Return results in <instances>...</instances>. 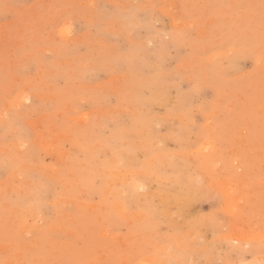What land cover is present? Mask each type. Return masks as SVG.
Instances as JSON below:
<instances>
[{"label":"rangeland","instance_id":"1","mask_svg":"<svg viewBox=\"0 0 264 264\" xmlns=\"http://www.w3.org/2000/svg\"><path fill=\"white\" fill-rule=\"evenodd\" d=\"M80 263L264 264V0H0V264Z\"/></svg>","mask_w":264,"mask_h":264},{"label":"bare ground","instance_id":"2","mask_svg":"<svg viewBox=\"0 0 264 264\" xmlns=\"http://www.w3.org/2000/svg\"><path fill=\"white\" fill-rule=\"evenodd\" d=\"M222 29H223V28H222ZM234 45H235V44H234ZM254 50H255V49H254ZM245 51H246V50H245ZM251 51H252V50H251ZM242 55H243V54H242ZM227 57H228V55H227ZM225 64H226V63H225ZM227 66H228V65H227ZM224 75H225V74H224ZM262 75H263V74H262ZM250 83H251V82H250ZM252 90H253V89H252ZM226 105H227V104H226ZM224 109H225V108H224ZM87 120H88V119H87ZM97 123H98V122H97ZM94 124H95V123H94ZM97 125H98V124H97ZM63 127H64V126H63ZM92 128H93V127H92ZM59 129H60V128H59ZM103 129H104V128H103ZM56 130H57V129H56ZM56 130H55V131H56ZM99 130H100V129H99ZM96 131H97V130H96ZM99 132H100V131H99ZM71 135H72V134H71ZM88 135H89V134H88ZM48 136H49V134H48ZM68 136H69V135H68ZM41 137H43V136H41ZM70 138H71V137H70ZM79 138H80V137H79ZM65 140H66V139H65ZM88 140H89V139H88ZM62 141H63V140H62ZM63 142H64V141H63ZM80 142H81V141H80ZM100 145H101V144H100ZM111 145H112V143H111ZM89 147H90V146H89ZM95 147H96V146H95ZM93 148H94V147H93ZM205 148H206V147H205ZM96 149H97V148H96ZM36 150H37V149H36ZM85 152H86V151H85ZM70 153H71V152H70ZM73 154H74V151H73ZM73 154H72V155H73ZM98 154H99V153H98ZM33 155H34V154H33ZM116 155H117V153H116ZM92 156H93V155H92ZM107 156H108V155H107ZM84 157H85V156H84ZM93 157H94V156H93ZM87 159H88V158H87ZM75 160H76V159H75ZM75 160H73V161H75ZM67 161H68V160H67ZM91 161H92V160H91ZM234 161H235V160H234ZM5 164H6V163H5ZM57 165H58V164H57ZM85 165H86V164H85ZM107 165H108V164H107ZM182 165H183V164H182ZM85 167H87V166H85ZM56 168H57V167H56ZM116 169H117V168H116ZM183 169H184V168H183ZM80 170H81V169H80ZM91 170H92V169H91ZM65 171H66V170H65ZM89 171H90V170H89ZM165 171H166V170H165ZM173 171H175V170H173ZM197 171H198V170H197ZM113 172H114L113 170H112V171H110V170H106V171L103 172V174H102V176H101V177H103V180H101V181H104L103 183H105V185L103 186V188H105V186H107L106 183H107V179L110 180L109 177H112V178L115 177L114 179H116V184H117V177L114 175ZM116 172H119V171H116ZM171 172H172V171H171ZM70 173H71V172H70ZM88 173H89V172H87V174H88ZM178 173H179V172H178ZM58 174H59V173H58ZM76 174H77V173H76ZM171 174H172V173H171ZM171 174H170V176H171ZM173 174H174V173H173ZM31 175H32V174H31ZM93 175H94V174H93ZM93 175H92V176H93ZM95 175H96V174H95ZM95 175H94V176H95ZM120 175H121V174H120ZM88 176H89V175H88ZM99 176H100V175H99ZM99 176H97V177H99ZM178 176H179V175H178ZM119 177H120V176H119ZM135 177H136V176H135ZM180 177H181V176H180ZM180 177H179V178H180ZM64 178H65V177H64ZM73 178H74V177H73ZM83 178H84V177H83ZM87 178H88V177H87ZM87 178H86V179H87ZM89 178H90V177H89ZM112 178H111V179H112ZM169 178H170V177H169ZM177 178H178V177H177ZM183 178H185V177H183ZM70 179H71V178H70ZM95 179H96V178H95ZM120 179H121V178H120ZM37 180H38V179H37ZM39 180H40V179H39ZM44 180H45V179H44ZM9 181H10V180H9ZM64 181H65V180H64ZM88 181H89V180H88ZM88 181H87V182H88ZM101 181H100V182H101ZM175 181H176V180H175ZM78 182H79V181H78ZM87 182H86V183H87ZM93 182H94V181H93ZM93 182H92V184H93ZM100 182H99V183H100ZM140 182H141V181H140ZM170 182H171V181H170ZM40 183H41V182H40ZM45 183H46V182H45ZM60 183H61V182H60ZM80 183H82L81 180H80ZM86 183H85V184H86ZM103 183H101V184H103ZM124 183H125V185H127V184L129 183V180H127V181H126V180H123L119 185H122V186H123ZM182 183H184V182H182ZM185 183H186V182H185ZM230 183H231V182H230ZM230 183L226 182L225 185H224L223 182L221 183V184H222V187L225 186V187H224V188H225V191H224L225 193L228 192V189L230 188V187H229V184H230ZM87 184H88V183H87ZM179 184H180V182H179ZM81 185H83V184H81ZM93 185H94V184H93ZM119 185H118V187H120ZM191 185H192V184H191ZM219 185H220V184H219ZM223 185H224V186H223ZM23 186H24V185H23ZM53 186H54V185H53ZM53 186H52V187H53ZM91 186H92V185H91ZM172 186H173V185H172ZM176 186H177V185H176ZM21 187H22V186H21ZM108 187H109V186H108ZM127 187H128V186H127ZM75 188H77V186H76ZM80 188H81V187H80ZM128 188H129V187H128ZM162 188H163V187H162ZM174 188H175V187H174ZM176 188H177V187H176ZM176 188H175V189H176ZM65 189H66V188H65ZM95 189H96V188H95ZM168 189L171 190L172 188H168ZM189 189H190V188H189ZM35 190H36V189H35ZM71 190H72V188H71ZM87 190H88V189H87ZM87 190H86V191H87ZM132 190H134V189H132ZM163 190H164V189H163ZM187 190H188V189H187ZM193 190H194V189H193ZM202 190H203V187H202ZM202 190H201V191H202ZM49 191H50V190H49ZM88 191H90V190H88ZM91 191H92V190H91ZM91 191H90V192H91ZM93 191H94V190H93ZM102 191H103V190H102ZM110 192H112V191L110 190ZM162 192H163V191H162ZM189 192H190V191H189ZM91 193H92V192H91ZM169 193H170V192L168 191L167 194H169ZM230 193H231V192H230ZM35 194H36V192H35ZM100 194H101V193H100ZM102 194H103V193H102ZM102 194H101V195H102ZM105 194H106V193H105ZM167 194H166V195H167ZM173 194H174V193H173ZM178 194H179V193H178ZM190 194H191V193H190ZM49 195H50V194H49ZM85 195H86V194H85ZM101 195H100V196H101ZM169 195H170V194H169ZM169 195H168V197H169ZM228 195H229V194H227V196H228ZM104 196H105V195H104ZM104 196H102V197H104ZM106 196H107V195H106ZM106 196H105L104 198H106ZM164 196H165V193H164ZM171 196H172V194H171ZM186 196H187V195H186ZM225 196H226V195H225ZM62 197H63V196H62ZM69 197H71V196H69ZM116 197H117V196H116ZM179 197H181V196H179ZM183 197H184V196H183ZM231 197H232V196H231ZM27 198H28V197H27ZM81 198H83V197H81ZM104 198H103V199H104ZM121 198H122V197H121ZM184 198H186V197H184ZM83 199H84V198H83ZM106 199H107V198H106ZM113 199H114V198H113ZM115 199H116V198H115ZM119 199H120V198H119ZM165 199H166V198H165ZM167 199H168V198H167ZM174 199H175V198H174ZM189 199H190V198H189ZM230 199H231V198H229V196H228V198H227V200H226V201H227L226 208H228V209H230V208H229V207H230V203H231V202L229 203ZM30 200H31V199H30ZM35 200H36V199H35ZM77 200H78V199H77ZM111 200H112V199H111ZM111 200H109V201H111ZM160 200H161V199H160ZM169 200H170V199H169ZM177 200H178V199H177ZM177 200H176V201H177ZM187 200H188V199H187ZM187 200H186L185 202H187ZM191 200H192V199H191ZM129 201H130V200H129ZM161 201H162V200H161ZM170 201L172 202L173 200L171 199ZM178 201H180V200H178ZM181 201H183V200H181ZM181 201H180V202H181ZM192 201H193V200H192ZM40 202H41V201H40ZM87 202H88V200H87ZM104 202H105L104 204H106L107 201L104 200ZM113 202H114V200H113ZM165 202H168V201H165ZM165 202H164V204H163L164 206H165V204H166ZM180 202H179V203H180ZM185 202L183 201V203H185ZM188 202H189V201H188ZM232 202H233V201H232ZM98 203H99V202H98ZM181 203H182V202H181ZM181 203H180V204H181ZM24 204H25V203H24ZM34 204H35V203H34ZM52 204H53V203H52ZM131 204H132V203H131ZM176 204H177V203H176ZM185 204H187V203H185ZM188 204H189V203H188ZM28 205H29V204H28ZM97 205H98V204H97ZM106 205L108 206V204H106ZM109 205H110V204H109ZM116 205H117V204H116ZM155 205H156V204H155ZM190 205H191V204H190ZM102 206H103V205H102ZM110 206H111V205H110ZM147 206H148V205H147ZM188 206H189V205H188ZM75 207H76V206H75ZM114 207H115V205H114ZM55 208H56V207H55ZM92 208H93V207H92ZM110 208H111V207H110ZM158 208H159V206H158ZM46 209H47V207H46ZM48 209H49V208H48ZM93 209H94V208H93ZM104 209H105V208H104ZM112 209H113V208H112ZM22 210H23V209H22ZM166 210H167V208H166ZM170 210H171V209H170ZM176 210H177V209H176ZM183 210H184V209H183ZM96 211H97V209H96ZM112 211H113V210H112ZM112 211H111V214L113 213ZM153 211H154V209H153ZM115 212H116V211H115ZM115 212H114V214H115ZM179 212H180V211H179ZM80 213H81V212H80ZM153 213H154V212H153ZM157 213H158V212H157ZM159 213H161V212H159ZM183 213H184V211H183ZM87 214H88V213H87ZM90 214H91V213H90ZM101 214H102V213H101ZM104 214H105V213H104ZM163 214L165 215V213H163ZM176 214H177V212H176ZM12 215H13V214H12ZM75 215H76V214H75ZM105 215H106V214H105ZM180 215H181V214H180ZM77 216H78V215H77ZM91 216H92V215H91ZM94 216H96V215H94ZM110 216H111V215H110ZM167 216H168V215H167ZM180 217H181V216H180ZM196 217H197V216H196ZM77 218H78V217H77ZM84 218H85V217H84ZM115 219H116V217H115ZM115 219H114V220H115ZM183 219H184V218H183ZM206 219H207V218H206ZM81 220H82V219H81ZM85 220H86V219H85ZM89 220H90V219H89ZM181 220H182V218H181ZM83 221H84V220H83ZM151 221H152V219H151ZM202 221H203V220H202ZM78 222H79V221H78ZM93 222H94V221H93ZM97 222H98V221H97ZM186 222H187V221H186ZM193 222H194V221H193ZM195 222H196V221H195ZM79 223H80V222H79ZM110 223H111V222H110ZM112 223H113V222H112ZM174 223H175V222H174ZM174 223H173V224H174ZM188 223H190V221H189ZM196 223H197V222H196ZM57 224H58V223H57ZM74 224H75V223H74ZM114 224H115V223H114ZM192 224L194 225V223H192ZM212 224H213V223H212ZM22 225H23V224H22ZM69 226H70V225H69ZM99 226H100V225H99ZM108 226H109V225H108ZM168 226H169V225H168ZM176 226H177V225H176ZM187 226H188V225H187ZM189 226H190V224H189ZM194 226H195V225H194ZM194 226H193V227H194ZM105 227H106V226H105ZM110 227H111V224H110ZM178 227H179V226H178ZM200 227H201V226H200ZM85 228H86V227H85ZM181 228H182V227H181ZM184 228H185V227H184ZM195 228H197V227H195ZM44 229H45V228H44ZM71 229H72V228H71ZM4 230H5V229H4ZM15 230H16V229H15ZM198 230H199V229H198ZM188 231H191V230L188 229ZM82 232H83V231H82ZM196 232H197V231H196ZM76 233H77V232H76ZM185 233H187V231L184 232V234H185ZM188 233H189V232H188ZM188 233H187V234H188ZM15 234H16V233H15ZM93 234H94V233H93ZM187 234H185V235H187ZM198 235H199V234H197L196 237H197ZM77 236H78V234H77ZM79 236H80V235H79ZM194 236H195V235H194ZM83 237H84V236H83ZM102 237H103V236H102ZM186 237H187V236H186ZM75 238H76V237H75ZM198 238H199V237H198ZM76 240H77V239H76ZM81 240L83 241V239H81ZM174 240H175V239H174ZM189 240H191L190 237H189ZM169 241H171V240H169ZM41 242H42V241H41ZM69 242H70V241H69ZM171 242H172V241H171ZM176 242H177V241H176ZM192 242H193V241H192ZM196 243H197V241H196ZM43 244H44V243H43ZM181 244H182V243H181ZM175 245H176V244H175ZM170 247H171V246H170ZM185 247H186V246H185ZM185 247H184V248H185ZM208 248H209V247H208ZM238 248H239V247H238ZM85 249H86V247H85ZM91 249H92V248H91ZM239 249H240V248H239ZM75 250H76V249H75ZM110 250H111V249H110ZM180 250H181V248H180ZM186 250H187V249H186ZM196 250H197V249H196ZM18 251H19V250H18ZM183 252H184V251H183ZM187 252H188V250H187ZM187 252H186V253H187ZM189 252H191V251H189ZM254 252H255V251H254ZM191 253L193 254V252H191ZM199 253H200V252H199ZM52 254H53V253H52ZM112 254H113V253H112ZM64 255H65V254H64ZM114 255H115V254H114ZM116 255H117V254H116ZM199 255H200V254H199ZM75 256H76V255H75ZM69 257H70V256H69ZM182 257H183V256H182ZM114 258H115V257H114ZM178 258H181V257H178ZM210 258H211V257H210ZM94 259H95V258H94ZM76 260H77V259H76ZM238 260H239V259H238ZM25 261H26V260H25ZM29 262H30V261H29ZM49 263H50V262H49ZM76 263H77V262H76ZM170 263H171V262H170ZM172 263H173V262H172ZM191 263H192V262H191ZM80 264H81V263H80ZM86 264H87V263H86ZM137 264H138V263H137Z\"/></svg>","mask_w":264,"mask_h":264}]
</instances>
